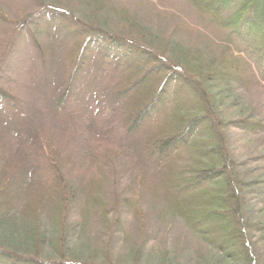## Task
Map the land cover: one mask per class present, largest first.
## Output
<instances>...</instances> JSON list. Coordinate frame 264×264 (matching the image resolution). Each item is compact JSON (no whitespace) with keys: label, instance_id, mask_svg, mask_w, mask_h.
<instances>
[{"label":"trees","instance_id":"trees-1","mask_svg":"<svg viewBox=\"0 0 264 264\" xmlns=\"http://www.w3.org/2000/svg\"><path fill=\"white\" fill-rule=\"evenodd\" d=\"M124 1L116 21L113 0H0V264H148L142 234L161 219L209 248L199 264H264V217L250 216L264 202V147L253 155L231 139L264 140V102L247 94L264 90V0ZM139 12L195 40L154 37ZM74 98L101 113L120 104L117 127L80 159L63 123L36 121L73 120Z\"/></svg>","mask_w":264,"mask_h":264},{"label":"rangeland","instance_id":"rangeland-1","mask_svg":"<svg viewBox=\"0 0 264 264\" xmlns=\"http://www.w3.org/2000/svg\"><path fill=\"white\" fill-rule=\"evenodd\" d=\"M78 3H85L86 0H75ZM114 8L113 14H111L112 19H116V21L121 20V15H117L118 11L125 8L126 5H128V2L124 0H113ZM64 5V4H63ZM78 5V6H83ZM61 6V4H60ZM66 9L71 11L73 14L83 15L82 8L76 6L75 8L73 5L66 6L64 5ZM71 9H70V8ZM80 15V16H81ZM139 18L136 23H143V25L146 26V30L148 33H152L154 37H159L157 34V31H161L163 33H167L171 35H175V41L180 42L182 41H189L191 42L195 40V38L188 37L185 35L180 34L176 31V27L173 24H169L164 22L165 20L162 18H158L154 16L151 13H143L139 12L137 15ZM85 19V17H84ZM162 20V27H165V29L161 28V30L157 29L158 21ZM151 27V28H149ZM104 28V27H103ZM105 30L110 31L115 34H120L118 32H121L117 27H114V25L111 22H108L106 25ZM118 31V32H116ZM173 31H176L173 32ZM27 44L30 45V40L27 41ZM94 62H100L101 61V54L97 53L93 55ZM19 59H22L21 52L18 56ZM119 82V78L115 73H113L110 70L101 78V86L102 89L105 90L104 93H102L104 96H107L108 99H111V97L114 94L113 87L114 85ZM248 98L249 101L252 103L260 104L261 102H264V90L255 88L250 90ZM32 105L37 106L40 108V105H36V103H32ZM89 107V110L87 109ZM73 109H74V119L71 121H54L52 120L47 113H38L39 116L36 117L37 122L41 123H49L52 125H61L63 123L64 130L61 132V141L63 146H66V143L68 144L70 149H66L68 155H73L74 158L80 159L82 157L81 154L83 149L89 145V142H96L97 140H100L102 138L101 131L103 128H114L117 127V124L119 122L120 117V104L116 103L111 108H105L104 112H97L96 104L89 102L88 100L84 99L80 102L77 101L76 98L73 100ZM264 111V109H262ZM114 114L115 116H113ZM96 115V116H95ZM95 116V118H93ZM93 120H95V123H90ZM82 135L84 136V140H86V146L83 148L81 147V142L79 137L76 135ZM124 131L119 126L117 130L112 132L113 138H118L122 135ZM105 135V134H104ZM76 142L78 145H76ZM232 141L235 142L237 147H240V150L245 153L249 154H257V151H260L261 148L264 147V140L257 142L253 139H248L243 134H233L231 137ZM77 146V147H76ZM236 147V146H235ZM78 148V149H77ZM79 149L82 151H79ZM67 157V156H66ZM89 160V159H88ZM258 164L255 163V166L252 164V170L255 171V175H260L262 171H256ZM85 173L91 174V171L85 170ZM256 176V177H258ZM262 183H264V180H260ZM264 186V185H263ZM263 200H259L257 202H253L252 204V212H250V216L252 218L257 219L258 217H264V202H261ZM263 210V211H262ZM249 219V218H248ZM156 225L150 224L147 225V228L145 226V231H143L142 237L146 236L147 239L145 241L146 243V251H145V258L146 262L148 264H157L161 260H166V263L168 264H199V262L203 259V257L210 256V250L209 248L197 238V235L193 234V232L187 227L180 223V220L177 222H171L170 220L163 221L162 219L160 222H155ZM258 236V239H260V236L256 234V237ZM106 239V237H105ZM255 240V238H254ZM257 244L255 245L258 260L261 262L264 261V242L255 240ZM131 241H127L125 243L129 244ZM127 244H124L126 246ZM121 242H119L116 252H115V258L122 257V255H119V250L121 249ZM148 255V257H147ZM215 258V257H214Z\"/></svg>","mask_w":264,"mask_h":264}]
</instances>
